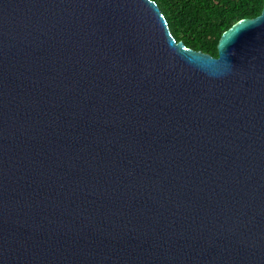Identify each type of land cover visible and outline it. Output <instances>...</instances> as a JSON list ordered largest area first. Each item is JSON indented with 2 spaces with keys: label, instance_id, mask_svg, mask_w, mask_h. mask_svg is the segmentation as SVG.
I'll use <instances>...</instances> for the list:
<instances>
[{
  "label": "water",
  "instance_id": "water-1",
  "mask_svg": "<svg viewBox=\"0 0 264 264\" xmlns=\"http://www.w3.org/2000/svg\"><path fill=\"white\" fill-rule=\"evenodd\" d=\"M217 51L153 0H0V264H264V6Z\"/></svg>",
  "mask_w": 264,
  "mask_h": 264
},
{
  "label": "trees",
  "instance_id": "trees-1",
  "mask_svg": "<svg viewBox=\"0 0 264 264\" xmlns=\"http://www.w3.org/2000/svg\"><path fill=\"white\" fill-rule=\"evenodd\" d=\"M153 1L177 41L214 57L221 35L238 21L259 15L264 6V0Z\"/></svg>",
  "mask_w": 264,
  "mask_h": 264
}]
</instances>
